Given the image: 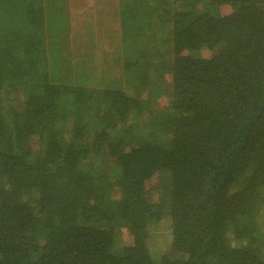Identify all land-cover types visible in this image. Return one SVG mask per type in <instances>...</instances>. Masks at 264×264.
<instances>
[{"label": "trees", "instance_id": "obj_1", "mask_svg": "<svg viewBox=\"0 0 264 264\" xmlns=\"http://www.w3.org/2000/svg\"><path fill=\"white\" fill-rule=\"evenodd\" d=\"M51 2L0 0V264H264V0H117L81 66Z\"/></svg>", "mask_w": 264, "mask_h": 264}, {"label": "rangeland", "instance_id": "obj_2", "mask_svg": "<svg viewBox=\"0 0 264 264\" xmlns=\"http://www.w3.org/2000/svg\"><path fill=\"white\" fill-rule=\"evenodd\" d=\"M50 2L53 0H49ZM63 1L68 15L67 28L59 27L56 32V42L58 45V59L69 62L76 66H81L83 59L89 58L87 55H79L75 53V45L80 40L91 39L94 47L98 51L97 63H105L102 48L109 45H118L119 26L117 20V0H57ZM49 3V2H48ZM52 6V2L50 4ZM55 12V10H54ZM52 21H54L52 19ZM65 37H68L65 39ZM88 50H86V53ZM102 56H101V55ZM104 61V62H103ZM90 62V61H88ZM98 66V65H97ZM97 72V71H96ZM74 76L73 72L69 78ZM74 78V77H73ZM72 78V79H73ZM104 79V78H102ZM159 224V225H158ZM156 226L151 228V239L148 242L150 250L155 251L162 249L168 240V220L163 218Z\"/></svg>", "mask_w": 264, "mask_h": 264}]
</instances>
